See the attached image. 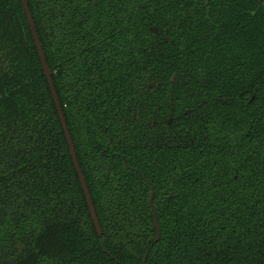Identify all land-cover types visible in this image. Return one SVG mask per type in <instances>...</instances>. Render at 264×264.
I'll return each mask as SVG.
<instances>
[{
	"label": "trees",
	"instance_id": "obj_1",
	"mask_svg": "<svg viewBox=\"0 0 264 264\" xmlns=\"http://www.w3.org/2000/svg\"><path fill=\"white\" fill-rule=\"evenodd\" d=\"M26 1L102 234L0 0V264H264V0ZM170 82L189 114L155 141Z\"/></svg>",
	"mask_w": 264,
	"mask_h": 264
},
{
	"label": "water",
	"instance_id": "obj_2",
	"mask_svg": "<svg viewBox=\"0 0 264 264\" xmlns=\"http://www.w3.org/2000/svg\"><path fill=\"white\" fill-rule=\"evenodd\" d=\"M20 2H21L22 8H23V11H24V14H25V17H26L27 23L29 25V29H30L33 41H34V44H35V47L37 50V54H38V57H39V60H40L41 66H42L43 74L46 78V81H47V84H48V87H49V90H50V93L52 96V100H53V103L55 105V108H56V111L58 114V118L60 120V124H61L64 136H65V139H66V142L68 145L69 154H70V157L72 159L76 174L78 176V180H79L81 189L83 191V195H84L87 207H88V211H89L93 226H94L97 234L99 236H101L102 231H101V227H100V224H99L96 212H95V208H94V205H93V202L91 199V195H90V192L88 190L84 175L82 173V170H81L79 163H78V160H77L73 141H72L71 136H70L69 131H68V127H67L64 115H63V111H62V108L60 105V101L58 99V96H57V93H56V90H55V87L53 84V80L51 78V72H50V69L48 67V64H47V61H46V58H45V55H44V52L42 49L41 42H40L38 34H37V30H36V27H35V24H34L30 9H29V6H28L26 0H20ZM153 199H154V190H152V192L150 194L149 205H150V208H151L152 213H153L154 225H155V228L157 230L156 240H158L160 237V227L158 225L157 215H156L155 209L153 207Z\"/></svg>",
	"mask_w": 264,
	"mask_h": 264
},
{
	"label": "flooded vegetation",
	"instance_id": "obj_3",
	"mask_svg": "<svg viewBox=\"0 0 264 264\" xmlns=\"http://www.w3.org/2000/svg\"><path fill=\"white\" fill-rule=\"evenodd\" d=\"M155 86V85H154ZM159 87H149L151 94V117L149 118L148 133L151 139L163 140L164 142L169 141L170 137L172 140H176L178 133L173 129L180 123L182 116H187L189 113L186 108L180 105L179 99L175 105L173 98V90L171 89V82L167 86L166 90H156ZM154 89V90H152ZM168 93L165 96H159V92ZM178 98V97H177ZM142 125L143 123L140 122Z\"/></svg>",
	"mask_w": 264,
	"mask_h": 264
}]
</instances>
